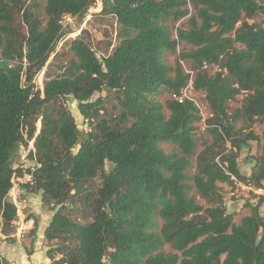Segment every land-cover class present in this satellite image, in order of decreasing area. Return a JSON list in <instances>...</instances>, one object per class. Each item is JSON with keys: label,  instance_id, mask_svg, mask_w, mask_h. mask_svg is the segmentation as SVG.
I'll use <instances>...</instances> for the list:
<instances>
[{"label": "trees", "instance_id": "1", "mask_svg": "<svg viewBox=\"0 0 264 264\" xmlns=\"http://www.w3.org/2000/svg\"><path fill=\"white\" fill-rule=\"evenodd\" d=\"M94 3L45 0L41 11L39 0H0V233L9 235L17 218L9 191L24 170L13 166L14 153L32 140L27 186L53 210L44 230L56 241L46 252L53 264H264V196L251 192L257 200L245 202L249 213L235 223L217 184L264 189V130L259 136L236 126L240 118L264 121V20L249 21L264 18V0H101V13L115 17L123 37L99 57L82 31L69 40L73 57L58 74L47 73L40 89L34 76L65 35L63 17H81ZM186 16L173 36L167 22ZM181 42L190 48L167 63L165 53ZM181 61L192 64L193 89L211 113V141L196 154L200 110L171 97L189 79ZM104 88L119 106L114 121L104 98H94ZM163 92L170 93L164 103L156 99ZM69 98L87 130L78 129ZM250 140L261 151L244 174L237 158ZM161 142L179 152L166 153ZM192 187L207 206L189 195ZM75 201L85 212L81 222L70 216Z\"/></svg>", "mask_w": 264, "mask_h": 264}, {"label": "rangeland", "instance_id": "2", "mask_svg": "<svg viewBox=\"0 0 264 264\" xmlns=\"http://www.w3.org/2000/svg\"><path fill=\"white\" fill-rule=\"evenodd\" d=\"M41 3V11L45 0H39ZM101 0H95V3L81 16L65 15L62 19L63 29L65 35L60 38L56 43L54 51L47 59L44 69V76L41 83L36 82V85L42 89L43 80L47 73L51 75L58 74L61 71L62 64L69 58L73 57L69 49V40L84 31L83 36L86 42L95 50L97 56L102 57L107 55L112 48L123 37V31L116 19L112 15L101 13ZM192 11V10H191ZM44 17V15H43ZM189 16L179 19L176 22L168 21V25L175 36V29L178 27H186L188 24ZM264 20L263 16L257 15L250 22L261 23ZM17 28L21 31L24 30L23 25L17 20ZM86 31V32H85ZM190 45L181 42L175 52H166L164 57L167 63L174 64L179 52L182 49H189ZM182 68L186 70H193L192 64L189 61H181ZM217 71L214 67L210 68L208 73L214 74ZM187 95L194 98L200 107V120L196 123V130L194 132L195 139V154L198 153L204 142H210L211 137L206 131V119L211 115L208 105L204 99V94L201 91H196L189 88ZM101 96L104 98L103 106L106 114L111 121H114V116L119 111V106L115 101V93L112 90L104 88L102 92L94 94V98ZM242 94L238 95L235 100L229 102L230 111L240 106L242 101ZM170 98V93L163 92L156 96V99L165 102ZM66 106L72 112L79 130H87L86 122L83 120L77 109V103L72 98L66 101ZM166 114L169 112L166 110ZM236 126L245 128L246 131L253 130L259 136L264 130V121H253L245 123L240 118ZM39 127V123H37ZM160 147L166 152H179L177 145L169 142H161ZM33 149V141L28 142V145H20L13 156V166L24 170L23 176L13 178V186L9 191L10 198L14 201L17 207V218L14 221V228L9 235L0 233V257L6 259L7 264H53L47 258L46 252L51 246L53 247L56 241H47L44 237V230L48 225L50 218L53 214L47 205L42 203L40 193L31 191L27 186L30 181V176L26 173V168L32 167L34 161L29 159L28 152ZM260 145L253 140L249 141V147H244L239 151L237 163L239 170L244 174H249L251 171L253 160L252 156L260 154ZM195 154L190 156L191 165L187 168L186 174L188 177L192 176L195 171ZM100 179L97 178L92 182L93 186L98 185ZM188 183L192 184L190 179ZM220 187L222 195L221 203L226 208L227 212L233 213V220L239 223L242 216L249 213L248 207L244 204L247 201L255 202L257 199L251 192L262 194L264 196V189H254L251 186L245 185L240 182H235L233 185H228L223 182L217 183ZM189 195H193L196 201L203 206L208 204L200 198L194 188L189 190ZM261 213L264 214V203L261 206ZM85 212L81 210V203L74 202V207L70 213L73 220L83 221ZM36 221V227L34 224ZM159 224L162 222L158 220ZM18 227V228H17ZM166 251H172L169 245H165ZM58 257V254H56Z\"/></svg>", "mask_w": 264, "mask_h": 264}, {"label": "built area", "instance_id": "3", "mask_svg": "<svg viewBox=\"0 0 264 264\" xmlns=\"http://www.w3.org/2000/svg\"><path fill=\"white\" fill-rule=\"evenodd\" d=\"M214 67L215 69H217V66L216 65H213V64H207V63H204V65L202 66V69H205L207 71H209L210 68ZM187 73H189V79H188V82H187V85L180 91V94L178 95H175V94H172L171 97L177 99L179 102H182L184 99H190L194 102V104L199 108L200 110V107L198 105V103L196 102V100L190 96L187 95V91H189V88L193 89V86H192V79H193V76H194V72L193 70H186ZM43 76H44V69L42 68L35 76H34V82H38V83H41L42 82V79H43ZM194 90V89H193ZM18 228V227H17Z\"/></svg>", "mask_w": 264, "mask_h": 264}]
</instances>
